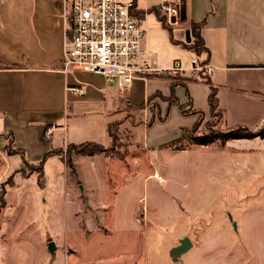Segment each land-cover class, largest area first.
<instances>
[{"label":"rangeland","instance_id":"rangeland-1","mask_svg":"<svg viewBox=\"0 0 264 264\" xmlns=\"http://www.w3.org/2000/svg\"><path fill=\"white\" fill-rule=\"evenodd\" d=\"M171 107L162 129L111 128L100 173L66 146L42 176L0 137V264H264V140L190 144L223 116Z\"/></svg>","mask_w":264,"mask_h":264},{"label":"crops","instance_id":"crops-1","mask_svg":"<svg viewBox=\"0 0 264 264\" xmlns=\"http://www.w3.org/2000/svg\"><path fill=\"white\" fill-rule=\"evenodd\" d=\"M165 1H135L145 29L144 57L137 65L166 72L178 63L182 73L168 75L178 73L189 79L196 77L190 74V59L196 58L206 65L203 71L216 90L224 126L259 129L264 123V0H178L175 24H168L159 11ZM191 24L200 25L205 47L200 54L186 46L192 43ZM67 27L59 0H0V137L11 142L21 160H41L42 176L47 160L60 159L66 146L109 147L108 127L114 123L119 131L127 129L129 137L131 128L141 124L148 129L166 125L165 120H154L147 126L151 111L146 103L155 93L169 95L166 73L138 77L121 90L103 77L64 70ZM174 91L179 103L187 102V92L192 108L208 113L210 88L203 80H189ZM157 103L164 113L166 102ZM171 109L178 111L176 106ZM192 117L185 118L188 124L195 122ZM164 137L146 147L158 148L172 139L161 142ZM74 156L89 161L99 173L101 164L115 159L101 153ZM71 164L77 165L75 157Z\"/></svg>","mask_w":264,"mask_h":264},{"label":"built area","instance_id":"built-area-1","mask_svg":"<svg viewBox=\"0 0 264 264\" xmlns=\"http://www.w3.org/2000/svg\"><path fill=\"white\" fill-rule=\"evenodd\" d=\"M136 0H59L67 31L64 43V70L73 69L103 77L119 89L128 88L138 77L182 73L178 63L168 71L138 66L144 57L145 29L137 13ZM178 0L160 4L168 24L180 14ZM190 74L205 70L196 58L190 59ZM209 72V71H207ZM50 131H46L49 135Z\"/></svg>","mask_w":264,"mask_h":264},{"label":"trees","instance_id":"trees-1","mask_svg":"<svg viewBox=\"0 0 264 264\" xmlns=\"http://www.w3.org/2000/svg\"><path fill=\"white\" fill-rule=\"evenodd\" d=\"M199 29H200L199 24L198 25L197 24H191L190 34L192 36V43H190L189 45H186L196 54H200L201 52L205 51L203 41L200 37ZM175 74H178V73H175ZM165 78L171 80V78L169 76H165ZM194 79H201L209 85L210 91H209V95L207 98L209 113L210 114L218 113L219 115H222V112L217 109L218 103H217V99H216V90L208 82V77L204 73V71L200 70L198 72V74L196 75V77L186 79L185 81H183V83H172V81H171L170 92H169V96H170L171 100L170 101H168V100L163 101L162 100L163 102H166V104H167V108H166L164 114L160 112V108H159L158 104L153 102V99L155 97H157L158 93L156 96H155V94H156L155 93L146 99V103L150 104V111H151V118L147 122V126H150L154 120L164 121L166 116H167V111H168L169 107H171V106H177L179 112L183 116L190 115V114L191 115L198 114L199 116H202L203 115L202 111L191 110L192 106L189 102L190 100H189V96H188L187 92H186L187 102L181 105L179 103L178 98L176 97V94L174 91L176 87H178V86L185 87V82H187L189 80L191 81ZM143 107H144V105L142 104L139 107H137L136 109H141ZM128 108H130V107H128ZM186 111L189 114H186L185 113ZM115 126H117V123H114L108 127V130H109L108 132H109V135L111 138H112L111 128H114ZM253 138H260V139L264 140V129L260 128L256 131H252L246 127H233V128H228L222 132L221 131H211L209 129L206 133L193 137V139H191L190 144L208 145L214 141H219L222 144H224L225 142L230 141V140L253 139ZM112 144H113V140H112ZM71 149L73 152L75 151L74 153H76V154L86 155V156H93L95 154L105 152V149L102 146L94 144V143H83L80 145H69L68 151ZM39 164L42 165V163H39Z\"/></svg>","mask_w":264,"mask_h":264},{"label":"water","instance_id":"water-1","mask_svg":"<svg viewBox=\"0 0 264 264\" xmlns=\"http://www.w3.org/2000/svg\"><path fill=\"white\" fill-rule=\"evenodd\" d=\"M187 42H189V35L187 33ZM192 247V243L189 240V238L185 237L182 240H180V243L177 247L172 249V253L175 255H181L185 253L189 248Z\"/></svg>","mask_w":264,"mask_h":264},{"label":"bare ground","instance_id":"bare-ground-1","mask_svg":"<svg viewBox=\"0 0 264 264\" xmlns=\"http://www.w3.org/2000/svg\"><path fill=\"white\" fill-rule=\"evenodd\" d=\"M155 177V176H154ZM156 178H158V177H156Z\"/></svg>","mask_w":264,"mask_h":264}]
</instances>
